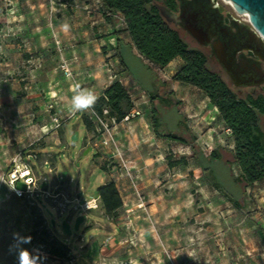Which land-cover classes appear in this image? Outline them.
<instances>
[{
    "label": "rangeland",
    "instance_id": "rangeland-1",
    "mask_svg": "<svg viewBox=\"0 0 264 264\" xmlns=\"http://www.w3.org/2000/svg\"><path fill=\"white\" fill-rule=\"evenodd\" d=\"M217 1L249 24L229 0ZM182 64L180 57L163 67L140 57L122 17L99 0H0V261L17 264L16 253L9 251L13 233L28 236L29 206L37 204L14 196L4 181L11 156L22 150L36 154L29 160L37 163L39 182L43 176L47 182L38 187L58 193L55 200L41 197L45 207L37 205L69 256H49L45 264H264V178L247 187L237 179L230 129L215 107L198 87L169 81ZM114 81L143 117L118 123L105 148L83 122L89 110L73 113L70 103L76 84L98 97ZM150 92L167 98L155 103L157 133ZM260 124L264 131V116ZM74 132L77 138L71 140ZM212 150L219 159L207 161ZM199 153L210 172L202 170ZM109 180L122 198L113 216L101 203L88 211L70 210L72 200L61 214L52 207L96 197L97 186ZM17 186L24 188L21 182ZM78 215L84 218L75 230ZM64 219L70 234L60 226Z\"/></svg>",
    "mask_w": 264,
    "mask_h": 264
},
{
    "label": "trees",
    "instance_id": "trees-1",
    "mask_svg": "<svg viewBox=\"0 0 264 264\" xmlns=\"http://www.w3.org/2000/svg\"><path fill=\"white\" fill-rule=\"evenodd\" d=\"M99 1L108 12L122 17L131 46L140 57L161 67L176 57L182 59L183 64L169 81L198 87L208 97V105L216 108L218 117L230 129L233 140L231 155L240 169L237 179L247 187L264 178V131L260 124V116L264 115V90L256 95L248 92L241 95L235 90L230 80L223 77L222 72L225 73V71L216 61L209 47L198 44L181 27L168 22L162 16L157 4L173 8L175 0ZM184 34L189 36L194 45L186 39ZM117 57L123 70L126 71V65L119 52ZM213 62L219 69L213 66ZM150 93L151 105H153L151 107L152 129L157 133L159 119L155 103L158 100L163 103L167 98L162 97L158 92ZM124 107L127 109L124 110ZM104 108H108L109 115L115 116L118 121L132 108L126 89L119 81L111 83L98 96L93 109L101 113ZM82 119L86 128L94 131L95 126L89 116L83 115ZM168 137L185 141L178 134L169 133ZM212 158L219 159V153L216 150L209 153L207 161ZM198 160L202 170L210 172L209 167L203 165L205 160L200 153ZM211 177L213 184L222 191V194L237 205V199L229 196L222 186L220 187V183L214 180L213 175ZM96 193L104 212L110 216L115 215L122 206V198L114 181L109 180L100 184L96 188ZM29 212L31 227L28 236L32 237L31 248L39 249L46 254L47 258L49 256L68 257L69 248L50 231L41 208L37 204H31Z\"/></svg>",
    "mask_w": 264,
    "mask_h": 264
},
{
    "label": "water",
    "instance_id": "water-1",
    "mask_svg": "<svg viewBox=\"0 0 264 264\" xmlns=\"http://www.w3.org/2000/svg\"><path fill=\"white\" fill-rule=\"evenodd\" d=\"M237 13L246 14L249 24L244 23L247 36L229 30L223 23L216 0H182L180 13H170L164 5L157 4L163 17L181 27L202 46H209L216 61L228 75L232 85H257L264 81V0H229ZM249 50L261 63L242 56ZM77 132L71 135L76 140ZM89 147L84 152H87ZM83 215H78L74 229L79 228ZM51 224L55 221L52 218ZM67 234L71 233L69 222L64 219L60 224Z\"/></svg>",
    "mask_w": 264,
    "mask_h": 264
},
{
    "label": "built area",
    "instance_id": "built-area-1",
    "mask_svg": "<svg viewBox=\"0 0 264 264\" xmlns=\"http://www.w3.org/2000/svg\"><path fill=\"white\" fill-rule=\"evenodd\" d=\"M141 115L142 111L137 107L129 109L119 121L116 120L115 116L109 115L107 108H104L101 113L91 108L88 113L89 118L95 126V138L101 146L105 148H109L113 142L114 128L118 123L130 121L134 118L140 117ZM30 157L36 159V154L31 152L24 153L22 150L15 152L10 158L9 168L4 175V181L14 196L19 198H29L35 203L45 207V205L42 204L41 197L50 196L55 200L58 193L52 195L47 190L38 187V183L47 185L46 178L43 176L42 180L39 182V179L36 176L37 163H32L29 160ZM44 163H46V160ZM17 182H21L24 185V188L18 187ZM72 200H75L76 202L71 206L70 210L79 209L82 211H88L97 208L99 203H101L98 196L91 197L82 202H80L77 197H74L67 201V204L59 203V205H52V207L55 208L59 214H61L67 208V205L73 202ZM109 238L110 237H107L105 239V244H107Z\"/></svg>",
    "mask_w": 264,
    "mask_h": 264
},
{
    "label": "clouds",
    "instance_id": "clouds-1",
    "mask_svg": "<svg viewBox=\"0 0 264 264\" xmlns=\"http://www.w3.org/2000/svg\"><path fill=\"white\" fill-rule=\"evenodd\" d=\"M64 28L67 30L68 25H64ZM72 92L70 109L73 113L89 110L97 102L98 97L96 94L79 84L73 87ZM13 241L14 243L9 246V251L16 253L17 264H45L47 260L46 254L42 253L39 249L29 250L24 247V245L31 243V236L13 233Z\"/></svg>",
    "mask_w": 264,
    "mask_h": 264
},
{
    "label": "flooded vegetation",
    "instance_id": "flooded-vegetation-1",
    "mask_svg": "<svg viewBox=\"0 0 264 264\" xmlns=\"http://www.w3.org/2000/svg\"><path fill=\"white\" fill-rule=\"evenodd\" d=\"M181 1L182 0H175V5L173 8L169 7L167 5H164V6L168 12L178 14V13H180V10H181ZM217 4H218V11L222 16L224 25H226V27H228L229 30H232L234 32L238 31L240 33V36L246 37L247 36L246 29H245V26L242 23V21L238 20L235 16H233L229 12L223 11L220 8L218 1H217ZM207 47H209V46H207ZM241 54L243 57H245L251 61L261 63L260 59L257 56L253 55V53L249 50H243L241 52ZM263 66H264V64H263ZM233 86L238 91H240L241 89H245V90H247L246 92L256 95L258 92H261L262 90H264V81L260 84H257V85H247V86H235V85H233ZM262 116H264V115H262Z\"/></svg>",
    "mask_w": 264,
    "mask_h": 264
},
{
    "label": "crops",
    "instance_id": "crops-1",
    "mask_svg": "<svg viewBox=\"0 0 264 264\" xmlns=\"http://www.w3.org/2000/svg\"><path fill=\"white\" fill-rule=\"evenodd\" d=\"M141 117H143V115H141L138 118H141ZM0 264H11V263H10V260L8 258H3V260L0 261Z\"/></svg>",
    "mask_w": 264,
    "mask_h": 264
},
{
    "label": "bare ground",
    "instance_id": "bare-ground-1",
    "mask_svg": "<svg viewBox=\"0 0 264 264\" xmlns=\"http://www.w3.org/2000/svg\"><path fill=\"white\" fill-rule=\"evenodd\" d=\"M227 2V1H226ZM232 4V3H231Z\"/></svg>",
    "mask_w": 264,
    "mask_h": 264
}]
</instances>
